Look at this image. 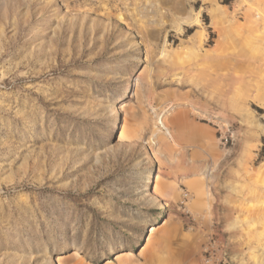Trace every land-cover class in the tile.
Here are the masks:
<instances>
[{
    "label": "rangeland",
    "instance_id": "rangeland-1",
    "mask_svg": "<svg viewBox=\"0 0 264 264\" xmlns=\"http://www.w3.org/2000/svg\"><path fill=\"white\" fill-rule=\"evenodd\" d=\"M0 264H264V0H0Z\"/></svg>",
    "mask_w": 264,
    "mask_h": 264
},
{
    "label": "bare ground",
    "instance_id": "bare-ground-1",
    "mask_svg": "<svg viewBox=\"0 0 264 264\" xmlns=\"http://www.w3.org/2000/svg\"><path fill=\"white\" fill-rule=\"evenodd\" d=\"M108 8V7H107ZM115 9V8H114ZM93 11V10H92ZM107 11V10H106ZM103 17H108V18H110L111 17V15H110V12H108V13H105L104 15H103ZM117 17V16H116ZM118 19L119 20H123V16L121 15V14H118ZM117 19V20H118ZM118 22V21H117ZM120 25H122L121 24V22H118V24H117V26H120ZM129 30V29H128ZM217 80V79H216ZM210 83V82H209ZM226 85H227V83H226ZM228 90H229V87L227 88V89H225L224 90V92H228ZM192 167V166H191ZM190 166L188 167L189 169L191 168ZM169 261H172V258H170L169 259Z\"/></svg>",
    "mask_w": 264,
    "mask_h": 264
}]
</instances>
